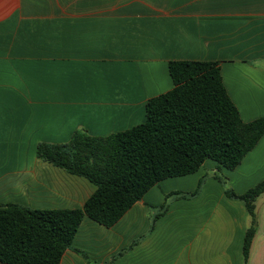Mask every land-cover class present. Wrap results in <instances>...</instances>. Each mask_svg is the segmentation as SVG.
Masks as SVG:
<instances>
[{"label":"crops","instance_id":"0c3cea01","mask_svg":"<svg viewBox=\"0 0 264 264\" xmlns=\"http://www.w3.org/2000/svg\"><path fill=\"white\" fill-rule=\"evenodd\" d=\"M172 61L220 63L243 121L264 117V0H0V205L82 209L95 185L38 145L144 123ZM217 175L237 195L264 182V137L235 170L207 160L160 182L111 228L86 217L61 264H264V194L245 262L252 218Z\"/></svg>","mask_w":264,"mask_h":264},{"label":"trees","instance_id":"16d2710c","mask_svg":"<svg viewBox=\"0 0 264 264\" xmlns=\"http://www.w3.org/2000/svg\"><path fill=\"white\" fill-rule=\"evenodd\" d=\"M169 70L174 88L149 100L144 123L106 137L78 130L67 143L38 145L39 159L89 180L96 191L82 209L0 205V264H61L86 217L111 228L160 182L195 174L207 160L235 170L257 147L264 117L243 121L220 63L172 61ZM217 177L227 196L243 201L252 218L243 249L247 262L264 182L237 195L227 179ZM201 188L202 183L194 193L168 195L163 213L173 197L194 198Z\"/></svg>","mask_w":264,"mask_h":264}]
</instances>
